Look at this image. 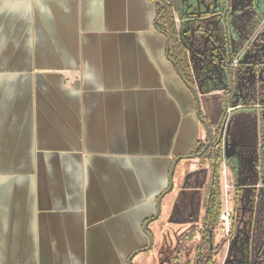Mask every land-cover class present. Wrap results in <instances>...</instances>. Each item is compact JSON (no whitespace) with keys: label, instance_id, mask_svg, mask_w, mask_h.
Returning <instances> with one entry per match:
<instances>
[{"label":"crops","instance_id":"1","mask_svg":"<svg viewBox=\"0 0 264 264\" xmlns=\"http://www.w3.org/2000/svg\"><path fill=\"white\" fill-rule=\"evenodd\" d=\"M158 13V0H0V264H127L148 245L174 159L205 138ZM177 173L131 264L190 263L197 219ZM220 178L236 182L224 165Z\"/></svg>","mask_w":264,"mask_h":264},{"label":"flooded vegetation","instance_id":"2","mask_svg":"<svg viewBox=\"0 0 264 264\" xmlns=\"http://www.w3.org/2000/svg\"><path fill=\"white\" fill-rule=\"evenodd\" d=\"M239 1L158 0V4L159 13L161 9L163 13L167 9L172 13L176 41L183 49L181 65L184 73L170 58L168 37L166 57L174 62L183 80L196 90L200 101V119H197L205 133L204 140L198 143L190 158L181 161L198 160L200 167L208 165L210 172L202 203V224L185 235V242L195 240L191 247L195 254L194 261L197 254L205 252L203 228L207 214L206 202L211 191L218 187L222 212L220 172L224 165L235 176L236 182L231 189L232 202L234 208L235 205L236 208L238 205L242 207V213L236 226L231 222L234 220L231 210L230 227L223 239L227 242L223 264H264V11L259 10V0H241L244 4H239ZM159 13L157 26H161L164 20V14ZM213 94L221 97L220 112L215 118L205 115L202 109V98ZM253 112L257 113L252 115ZM233 113L248 118V141L241 138V127L235 124L236 118L231 117ZM254 122L258 126L259 139L251 133V128L256 127ZM204 124L210 131L211 139L207 136ZM200 146L203 148L197 154ZM218 154H221V158L215 179L214 159ZM236 154L241 157L240 162L245 170L243 173H236L226 160V157ZM257 177L262 185L254 183ZM193 218H196L195 215ZM219 226L220 221L216 232ZM221 229L224 230L222 226ZM218 247L215 244L216 251L212 256L214 264L213 257L217 256ZM177 257L175 262L179 263Z\"/></svg>","mask_w":264,"mask_h":264},{"label":"rangeland","instance_id":"3","mask_svg":"<svg viewBox=\"0 0 264 264\" xmlns=\"http://www.w3.org/2000/svg\"><path fill=\"white\" fill-rule=\"evenodd\" d=\"M259 10H263L264 11V2L263 0H259ZM236 3H238L236 1ZM244 4L243 2H241V0L239 1V4ZM222 96V95H221ZM220 95L219 94H213L211 96H205L202 98L203 100V106L202 109L204 110L205 115L210 116L211 118H215L219 112H220ZM232 118H236L235 119V124H237L239 127H241L240 129V136L242 139H245L246 141H248L249 137H248V124H249V120L246 116H242L239 113H233L231 115ZM262 144V142H260V145ZM237 151H240V149H237ZM240 156L239 154L236 155H231L226 157V160L228 161V164H230L232 166V168L236 171V173H239V171H242V173L245 171L244 170V166L242 165V163L240 162ZM180 166L178 167V173H177V188L178 190H180L182 193H185L186 195H188L191 199V202L193 204L194 207V211L193 214L196 217V224L197 226L200 223V220H202L203 218V214H204V209L202 207V203H203V199L205 196V189H206V185L208 183L209 180V176H210V172H209V166L206 165L204 168H201L199 165L198 160H191L189 162L186 161H182L179 164ZM243 166V167H242ZM226 184H228L229 188L226 186ZM225 184V181L223 179L222 183L220 184L221 187V191H222V198H223V209L222 212L224 211V209L226 208V210L228 209L229 213H233L234 216V220H231V222H234V225H238V221L239 218L241 216L242 213V207H240V205H238V207L236 208L237 205H235V208L233 206V193L231 192L232 190L230 189V184L227 178V182ZM234 208V210H233ZM263 226V223H262ZM261 228V227H260ZM226 231L221 229V226H219V229L216 232V236H215V244L219 245V247L217 248V256L215 255L213 257V259L215 260L216 264H223V261L225 259L226 253H227V242L224 241V237L226 235ZM192 251V250H191ZM194 251L191 252V259H190V263H192L194 261Z\"/></svg>","mask_w":264,"mask_h":264},{"label":"trees","instance_id":"4","mask_svg":"<svg viewBox=\"0 0 264 264\" xmlns=\"http://www.w3.org/2000/svg\"><path fill=\"white\" fill-rule=\"evenodd\" d=\"M159 14L160 15L164 14L163 17L164 20L161 26H157V30H159L161 33H163L166 37L169 38L170 40L169 44L171 47L170 58L177 63V66L179 67L181 72L184 73L183 66L181 65L183 49L181 48V46H179V44L176 41L177 33L175 30L172 13H170L168 9L163 13V10L161 9ZM172 52L174 53V56ZM202 148L203 147L200 146L196 153L197 154L200 153ZM220 158H221V154H218L214 159L215 163H214L213 175L215 179H217L218 176ZM206 203H207L206 205L207 214L203 228L205 233L203 244L206 247V249L204 250L205 252L196 255V259L192 264H214V262L212 261V256L216 251L214 244V234L218 227V221L221 214V202H220V193L218 187L215 191L214 189L213 191H211L210 197L208 198Z\"/></svg>","mask_w":264,"mask_h":264},{"label":"water","instance_id":"5","mask_svg":"<svg viewBox=\"0 0 264 264\" xmlns=\"http://www.w3.org/2000/svg\"><path fill=\"white\" fill-rule=\"evenodd\" d=\"M170 63L174 66L175 71H176L178 77L181 79V81L183 82V84L186 87V89L193 95V97L195 99V103H196V117L198 119H200V101H199V96H198L196 90L193 87H191L190 85H188L183 80L182 75H181L180 71L178 70V68L176 67V65L174 64V62H172L170 60ZM204 127H205V130H206L207 136L209 137V139H211V134H210V131H209L207 125L204 124ZM188 158H190V157H184V158L183 157H178V158L174 159V161H173V163L171 165V168L169 170V173H168V179H167L168 180V186H167V189H166V191L162 195H160V197L156 201V211H155V215L153 216L152 219L147 220L144 223V225H143V232L147 236L149 243L143 249L138 250V251L132 253L130 255V257L128 258L127 264H131L132 259L135 256H137L138 254L148 252L152 248V246L154 244V241L151 238V236L149 235V233L146 231V229H147V227H148V225L150 223L158 220L159 215H160V208H159V206H160L161 200L163 199V197L165 195L169 194L172 191V189H173V176H174V172H175V169H176V166H177L178 162H180L181 160H184V159H188Z\"/></svg>","mask_w":264,"mask_h":264},{"label":"built area","instance_id":"6","mask_svg":"<svg viewBox=\"0 0 264 264\" xmlns=\"http://www.w3.org/2000/svg\"><path fill=\"white\" fill-rule=\"evenodd\" d=\"M219 221H220L222 228L226 232H228L229 227H230V213H229L228 209L226 210V208H225L224 211L221 212L220 217H219Z\"/></svg>","mask_w":264,"mask_h":264}]
</instances>
